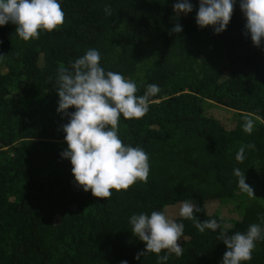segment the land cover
<instances>
[{
    "label": "trees",
    "instance_id": "1",
    "mask_svg": "<svg viewBox=\"0 0 264 264\" xmlns=\"http://www.w3.org/2000/svg\"><path fill=\"white\" fill-rule=\"evenodd\" d=\"M59 2L64 25L39 39L25 42L16 25H0V264H157L153 253L136 259L145 242L134 236L130 217L168 212L186 200L203 209L195 213L201 221L217 219L230 234L253 223L264 228V124L247 134L242 119L244 112L264 119V41L257 47L245 35L240 0L219 34L196 23L199 0L178 20V0ZM177 22L183 31L170 34ZM90 48L106 71L135 81L138 96L148 84L160 87L143 118L121 115L119 123L122 141L149 155L148 182L113 189L110 200L78 186L70 159L61 156L69 117L57 111V69ZM250 143L255 149L237 162L239 148ZM235 168L254 198L240 191ZM175 216L185 225L184 254L162 251L166 264H221L227 247L220 230L201 233ZM244 264H264V240Z\"/></svg>",
    "mask_w": 264,
    "mask_h": 264
},
{
    "label": "clouds",
    "instance_id": "2",
    "mask_svg": "<svg viewBox=\"0 0 264 264\" xmlns=\"http://www.w3.org/2000/svg\"><path fill=\"white\" fill-rule=\"evenodd\" d=\"M193 7L191 0H178L173 5L176 13L173 19L178 20L180 13L192 12ZM234 7L235 0H199L196 23L201 28L213 26L219 34L226 30ZM240 9L246 18L245 35L250 34L253 44L259 47L264 41V0H240ZM104 10L107 15H113L111 6ZM65 15L59 0H0V25H16L15 33L25 42L39 39L42 31L59 30L65 23ZM182 31L177 22L170 34ZM101 59L99 50L90 48L69 66L61 64L58 67L57 111L69 117V122L62 126L67 147L61 156L70 159L75 182L85 192L90 190L93 196L110 200L113 189L127 191L138 181L148 182L149 155L144 149L122 141L118 134L119 123L121 115L128 120L143 118L149 111L150 97L156 96L160 87L148 84L144 94L138 96L137 83L118 72L106 71ZM72 107L75 111L69 112ZM242 119L243 131L247 134L254 131L257 121L264 124V119L248 112L242 113ZM255 147L254 143L242 145L236 153V161L243 163L246 149L254 150ZM234 175L240 191L254 198V189L246 183L245 173L235 168ZM201 211L203 209L186 200L181 203L179 216L193 221L201 233L206 229L220 230L218 239L227 247L221 264H244L252 260L256 242L264 240L261 224L253 223L246 232L230 234L229 226L217 219L201 221L195 215ZM261 222L264 223V217ZM129 223L134 236L145 242V249L136 259L153 253L157 256V264H166L169 255H160L162 251L176 257L184 254L178 241L184 237L185 225L170 218L165 211L133 214ZM121 264H128V261H121Z\"/></svg>",
    "mask_w": 264,
    "mask_h": 264
},
{
    "label": "rangeland",
    "instance_id": "3",
    "mask_svg": "<svg viewBox=\"0 0 264 264\" xmlns=\"http://www.w3.org/2000/svg\"><path fill=\"white\" fill-rule=\"evenodd\" d=\"M226 114H233V112L232 111H229V112H225ZM222 114H224V112L222 113ZM233 116H234V114H233ZM210 206H211V209L212 208H215V206H217V203H214V202H212V203H210ZM229 208H230V206H222V208H221V210H222V212L224 213V214H228V212H229ZM168 215H169V217L170 218H175L176 216L175 215H179V207L178 208H171L170 209V211H168V212H166ZM236 216V214L234 215L233 213H231L230 215H229V218L230 217H235ZM178 243H179V241H178Z\"/></svg>",
    "mask_w": 264,
    "mask_h": 264
}]
</instances>
